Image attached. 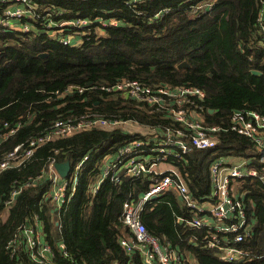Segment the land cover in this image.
Listing matches in <instances>:
<instances>
[{
  "label": "trees",
  "instance_id": "16d2710c",
  "mask_svg": "<svg viewBox=\"0 0 264 264\" xmlns=\"http://www.w3.org/2000/svg\"><path fill=\"white\" fill-rule=\"evenodd\" d=\"M32 1L41 16V22H34L36 33H3L0 29V133L7 131L5 123H20L14 135L0 141V162L17 145L45 133L57 119L95 113L151 127L168 125L159 114L100 89L122 79L204 91L199 113L207 125L227 127L236 110L264 116V18L259 21L264 0H136L131 5L120 0ZM7 5L0 3V8ZM81 19L94 24L79 47L63 46L57 34L49 36L39 25ZM112 19L117 27L101 26ZM183 62L187 67L178 69ZM130 138L120 130L83 131L49 141L22 166L1 172L0 264H31L23 252L15 249L11 256L7 249L26 222L39 231L41 226L53 264H130L131 258L118 244L126 233L119 217L128 198L147 191L149 175L134 181L121 177L118 184L106 180L95 196L87 192L102 159ZM218 140L215 148L192 151L175 163L196 201L210 199L209 166L219 157H240L254 168L264 166L260 164L263 154L244 137L221 132ZM85 157L75 196L65 206L56 210L45 200L47 180L22 188L6 205L11 191L39 175L48 159L68 161L73 168ZM239 183L251 234L240 245L248 253L242 260L225 263L216 250L203 248L196 240L189 243L192 234L176 220L186 223L190 214L173 192L150 201L141 221L148 233L178 247L194 264H264V184L256 178ZM60 243L67 256L60 254Z\"/></svg>",
  "mask_w": 264,
  "mask_h": 264
},
{
  "label": "built area",
  "instance_id": "2783aa9c",
  "mask_svg": "<svg viewBox=\"0 0 264 264\" xmlns=\"http://www.w3.org/2000/svg\"><path fill=\"white\" fill-rule=\"evenodd\" d=\"M120 1L128 5L136 2ZM6 2L10 7L0 8L1 32L36 33L34 22L37 20L41 22L37 5L32 6L34 4L32 0H0L2 4ZM49 10L50 8H47L45 12ZM44 15L49 16L46 13ZM40 22L42 29L55 26L49 21ZM93 24L83 19L69 21L68 24L63 22L56 24L61 27L69 26L71 29V31L56 29L57 41L63 46L76 47L87 39V31ZM101 26L115 28L118 23L112 19L101 23ZM261 31L264 40V25ZM50 32L53 33V30ZM58 37H62V41H59ZM100 89L118 94L123 100L134 103L137 108L142 107L149 113L159 114L168 125L151 127L133 119L105 118L95 113H88L77 119H57L45 133L30 139L25 145H17L8 153L0 162V173L22 166L37 148L49 141L68 138L76 132L91 129L120 130L131 138L112 154L104 157L100 176L90 190L97 192L107 178L117 182L121 174L131 178L149 175L147 191L137 200L127 199L122 205L121 221L130 235L128 238H120L118 243L127 256L138 253L143 264H186L159 238L148 233L141 221L144 207L150 201L169 192H174L178 196L190 214L187 226L203 233L198 241L203 248L216 250L217 257L225 263L242 260L248 255L240 247L251 234L245 218L246 210L243 204L245 193L240 190L239 182L246 178H256L264 184V166L258 169L252 167L251 162L245 158L219 157L209 166L210 199L199 202L192 198L185 179L175 163L192 151L215 148L221 132H231L244 137L253 144L257 153L264 154V116L250 110H236L231 113L227 127L207 125L199 113L203 110L202 103L206 95L198 88L163 83L150 86L137 80L122 79L112 86ZM67 92H70V88ZM3 127L7 131L0 133V141L16 133L20 123L13 126L5 123ZM163 163L169 164L173 169H160ZM260 164L264 165V155L260 158ZM78 176L77 172H74L70 179L62 180L55 170V161L51 160L39 175L14 188L6 205L12 203L22 188L38 185L47 179L50 189L45 195V200L59 209L74 197ZM42 240L41 231L37 230V226L23 224L8 243L7 249L11 250V256L15 249L23 252L31 264H53L51 247ZM58 247L60 254L67 256L64 245L60 243Z\"/></svg>",
  "mask_w": 264,
  "mask_h": 264
},
{
  "label": "crops",
  "instance_id": "0c3cea01",
  "mask_svg": "<svg viewBox=\"0 0 264 264\" xmlns=\"http://www.w3.org/2000/svg\"><path fill=\"white\" fill-rule=\"evenodd\" d=\"M209 6H211V5H209ZM207 7L208 9L210 8V7ZM264 18V9L262 10V13L261 14H259V20L261 21L262 19ZM80 132H83V131H79V132H76V133H80ZM75 133V134H76ZM124 133V132H123ZM15 134V133H14ZM13 134V135H14ZM74 135V134H73ZM12 136V135H11ZM10 137V136H9ZM8 137V138H9ZM71 137V136H70ZM7 138V139H8ZM118 148V147H117ZM116 148V149H117ZM115 149V150H116ZM110 155V154H109ZM264 155V154H263ZM108 156V155H107ZM106 157V156H105ZM51 160H53V161H55V166H56V164H61V163H65V162H68V161H64V162H57L56 160H55V158H50V159H48V161H47V163H46V166L43 168V169H45L46 167H47V165L50 163V161ZM84 160H86V159H84L83 158V160H81V162H79V163H77L76 165H74L73 166V168L70 166V163H69V166H70V170H69V173H68V175H67V177H65V178H63V177H61L59 174H58V172H57V170H56V168H55V170H56V172H57V174L59 175V177L62 179V180H66V179H70L72 176H73V174H74V172H77V174L78 175H80V168H81V165H82V163H83V161ZM230 160V159H229ZM103 162H104V158L102 159V161H101V164H100V166H99V172H98V176H97V178L88 186V190H87V192H88V194H90V195H92V196H95L96 195V193L97 192H92L91 190H90V188L92 187V186H94L95 184H96V182H97V180H98V178H99V176H100V167L102 166V164H103ZM162 165V164H161ZM161 165H160V169H173V167H170V165L168 164V166L169 167H167V168H161ZM121 177L122 178H129V179H131L132 181H134V180H138V178H131V177H128V176H125V175H122L121 174ZM209 177H210V175H209ZM47 180V179H46ZM107 181H109V182H111L112 184H118L119 183V181L121 180V178L117 181V182H112L111 180H109V178H107L106 179ZM106 180H104V182L106 181ZM210 180V179H209ZM47 181H49V180H47ZM103 182V183H104ZM78 183H79V176H78ZM78 183H77V186H78ZM102 183V184H103ZM101 184V185H102ZM101 187V186H100ZM49 189H50V185H49V187H48V191H49ZM100 189V188H99ZM47 191V192H48ZM76 193V192H75ZM174 193V192H173ZM175 194V193H174ZM75 196V195H74ZM175 196L177 197V199H178V196L175 194ZM74 198V197H73ZM72 198V199H73ZM139 198V197H138ZM138 198H128V199H132V200H137ZM71 199V200H72ZM157 199V198H156ZM70 200V201H71ZM69 201V202H70ZM68 202V203H69ZM201 202V201H200ZM67 203V204H68ZM53 207H54V205L53 204H51ZM66 205V204H65ZM65 205H63V206H65ZM123 205V204H122ZM62 207V206H61ZM60 207V208H61ZM55 208V207H54ZM59 208V209H60ZM145 208V207H144ZM56 210H57V208H55ZM7 211L5 210L2 214H1V219L4 221V220H6V218H7ZM121 214H122V210H121ZM121 214H120V217H119V220H120V222L122 223V221H121ZM142 214V213H141ZM176 222L180 225V226H185L186 227V229H185V231H188V232H190L191 234H192V236H191V239L189 240V243H193V241L194 240H196V242H198L199 241V239H200V237L202 236V232L200 231V230H193V229H191V228H189L188 226H187V224L184 222V220H182L181 218H177V220H176ZM187 222V221H186ZM25 224H27V225H29V223H25ZM39 225V224H38ZM122 225H123V223H122ZM124 226V225H123ZM124 228H125V230H126V233H125V236L124 237H120V238H128L129 237V232H128V230L126 229V227L124 226ZM39 229H40V231H41V237H42V241L45 243V244H47V242H46V235L44 234V232L42 231V228H41V226L39 225ZM196 232H199L198 233V235L196 236L195 234H193V233H196ZM201 235V236H200ZM119 238V239H120ZM119 241V240H118ZM165 246H167V247H169L170 248V250L171 251H173L175 254H177V255H179L184 261H185V263L186 264H188V262H190V264H194L193 263V261H191L192 259L191 258H186L185 256H184V254L179 250V248L178 247H173L169 242H166V241H164V242H162ZM119 244V243H118ZM58 246H59V244H58ZM120 246V245H119ZM121 247V246H120ZM124 251V250H123ZM125 253V252H124ZM125 255H126V253H125ZM126 257H127V255H126ZM129 258H131V259H129V263L131 264V262H133L132 264H143V260H142V257H141V255H139L138 253H136V254H133L132 256H128Z\"/></svg>",
  "mask_w": 264,
  "mask_h": 264
},
{
  "label": "water",
  "instance_id": "95a60500",
  "mask_svg": "<svg viewBox=\"0 0 264 264\" xmlns=\"http://www.w3.org/2000/svg\"><path fill=\"white\" fill-rule=\"evenodd\" d=\"M186 67H187V64L184 63V62L177 66L178 69H183V68H186ZM251 73L253 75H260V73L256 72V71H251ZM209 112L211 113L212 111H209ZM55 168H56L58 174L61 177H63V178L67 177V175L69 173V170H70V166H69L68 162L61 163V164H56Z\"/></svg>",
  "mask_w": 264,
  "mask_h": 264
},
{
  "label": "rangeland",
  "instance_id": "374dc122",
  "mask_svg": "<svg viewBox=\"0 0 264 264\" xmlns=\"http://www.w3.org/2000/svg\"><path fill=\"white\" fill-rule=\"evenodd\" d=\"M32 6H36V3H34ZM63 23H64V24H68L69 22H63ZM75 23H76V22H75ZM61 25H62V24H61ZM61 25H56V24H55V26H53V25L50 26V27H49L50 29H46L48 35H49V36H52V35L57 34V32H53V33H51L50 30H54V29H58V28H60V29H62V31H64L65 29H67V27L70 28V27L67 26V25H66L67 27H61ZM97 32H98V33H101V32L99 31V29H97ZM58 38H59V41H62V39H61L62 37H58ZM82 44H83V42H82L80 45L76 46V47H79V46H81ZM70 90H71V89H70ZM167 167H169L168 164L163 163V164L161 165V168H167Z\"/></svg>",
  "mask_w": 264,
  "mask_h": 264
}]
</instances>
